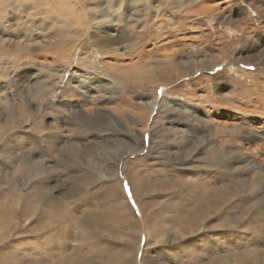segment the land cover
<instances>
[{"label": "rangeland", "instance_id": "rangeland-1", "mask_svg": "<svg viewBox=\"0 0 264 264\" xmlns=\"http://www.w3.org/2000/svg\"><path fill=\"white\" fill-rule=\"evenodd\" d=\"M78 1L82 9L70 10L65 0H0V128L8 127L22 102L38 110L18 118L11 139L23 154L50 165L47 180L37 185L51 197L49 203H10L11 211L0 192V236L7 233L0 264H201L192 256L219 253L230 261L236 252L246 253L239 264H264V230L253 229L263 228L257 215L264 213V201L242 188L253 175L247 157L228 141L234 134L241 143L250 137L248 151H259L264 169V0ZM85 17L93 33L119 30L125 39L114 52L92 42L86 51ZM172 53L174 60L165 59ZM163 62L187 67L179 89L180 80L154 81ZM123 71L130 73L123 77ZM38 80L53 86L45 97L50 105L42 104L39 89L26 95ZM178 102L199 117L180 110ZM41 125L48 133L44 139L36 130ZM229 151L238 153V167L222 160ZM16 154L18 149L0 153L2 182L13 174L21 181L19 158L13 156L12 165L6 161ZM222 170L235 172L227 179L229 186L238 183L229 205L234 209L190 233L189 223L184 228L177 220L183 223L197 204L199 176L210 174L215 183V172ZM179 181V192L187 194L169 206ZM225 220L234 223L224 227ZM55 231L63 242L44 247Z\"/></svg>", "mask_w": 264, "mask_h": 264}, {"label": "bare ground", "instance_id": "bare-ground-1", "mask_svg": "<svg viewBox=\"0 0 264 264\" xmlns=\"http://www.w3.org/2000/svg\"><path fill=\"white\" fill-rule=\"evenodd\" d=\"M141 1L142 0H132L131 2L134 5H138ZM72 4H73V6H72ZM79 4L80 3H79L78 0H65V2H64V6H66V8H68L70 10H74L75 8H78V7L81 8V6H79ZM84 13H85V16H86L87 13L86 12H84ZM108 16H110L109 13H107V17ZM85 20H86L85 21V28L86 29L83 32V36L84 37L82 36L81 40H85L86 41V46H85V50L86 51H88L90 49V46H91L90 43L92 42L93 45L96 46L98 50H105L106 49V50H110L111 52H114L115 51V47L114 46L119 44L122 41V39L123 38L125 39V37H126V34L123 33L124 31L122 32V31L118 30L117 34L113 35V34H111L113 32L108 31L107 28H100L98 30V33H93L92 31H90V22L87 20L86 17H85ZM233 40H236V39H233ZM85 41H84V43H85ZM88 42H89V44H88ZM233 42H236V41H233ZM232 43L230 42L229 44H232ZM174 57H175V55H174V53H172L169 56H165V59L169 60V59H173ZM114 58H117V60H118V57H114ZM222 58H224V57H222ZM247 59H251V58L248 57ZM201 65L203 66V64H201ZM201 65H199V66H201ZM215 66H213V67H215ZM204 68H206V67H203V69ZM212 68H209V69H212ZM183 69L184 68H183L181 62L179 64H177V66H175V65H173V66L170 65L169 66V64H165L163 62L162 65H161L160 71L154 76V81L162 80V81H164L166 83H169V80H170V84H171V83H173L175 81H178V80H180L182 78H186L189 75L188 71H187V67H186V70H183ZM198 70H200V69H198ZM242 70H243V73L246 74V75L249 73V71H246L244 69H242ZM129 73H130L129 71H123L121 73V75L123 77H126ZM189 73H190V71H189ZM173 79H175V80H173ZM172 80H173V82H171ZM62 81H63V79H62ZM180 82H181V80L178 83L175 84L178 89H179V85H180L179 83ZM36 89L41 90L40 93H41V100H42L41 102H42V104L43 105H50L51 100L49 101L48 99H45V97H47L49 94L53 93L52 84L51 85L42 86V82H40V80H38L36 83H34V84L29 86V90L26 92L27 93L26 95L27 96H31L33 93H35ZM68 89L70 91L73 90V88L70 87V86L68 87ZM122 93H124V92H122ZM6 101L4 103V107H5L4 111L6 110L7 112H9V109L7 107L8 103ZM18 106H19V108H17V107L13 108L12 112L10 113V121L8 122V127L0 128V153H4L5 151L9 152L10 149H18L19 155H17V154L16 155H10V156H8L6 158V161H7L8 164L12 165V163L14 164V161L12 160L13 156L14 157H18L19 159H15L14 158L15 161L17 160L15 163H20V165L22 167V174L20 175L21 176L20 178H22V179H20L21 181H19V180L16 181V177L17 176H15V174L12 175V178H9V179L5 178L6 180H4V182H2L0 180V192L3 195H5L4 198L6 199V201H5L6 207L9 210H11V211H14V208L11 206L10 203H15V202H19V201H21V202L23 201L24 202L25 200L27 202L29 199H33V200H37V202L42 204L44 202H48L49 203V201L51 200V197H49V195L45 192V189L42 186L37 185V184H43L47 180L48 176L46 177L45 175L49 174V171H50L49 166L50 165H48V163L46 161H43L42 159L33 160L31 158V156L28 157L25 154H23V152L19 150V148L21 147L20 144H18L19 148L17 146L13 147L12 139H13V137L15 138V134L16 133H14V132L11 133V129L13 130V127H14L13 125H16V123L18 122V118L20 117V120H21L22 118H24V116H27V118H29V116H28L29 114L36 115L38 113L37 112L38 110L36 112H34L33 110H30L31 106H29L27 104H24V102L20 103ZM177 107L180 110L184 111V112L185 111L193 112V114L195 115L196 118L199 117L197 111H194V110H192L190 108H187V107H183L180 102L177 103ZM93 109H94V107L91 108V109H88L86 111V113L84 112V114L87 117H89L88 114L90 112H92ZM210 109H212V108H210ZM210 109H209V111H211L210 112L211 115H209V116L213 119V113L212 112L214 111V109H212V110H210ZM101 112L105 113L107 111L103 110ZM34 121H35L36 124L38 123L37 119H34ZM36 130L38 132V138L42 137L41 139H44V138H46L48 136V133L44 130V127L42 125L38 126V128H36ZM203 131H204V129H203ZM203 131H202V133H203ZM43 132H45V135H43ZM11 137H12V139H11ZM36 137H37V133H36ZM230 137H232V138H231V140H228V141L233 142L234 145L236 146V148H238V150L242 151V155L247 157L246 160H247V163H248V170H251L252 175H253L251 177V181H252L251 184H249L247 187H245L246 181H244L241 184L242 188L247 190L246 192H248L250 194V196H253L251 194H254V192L257 193V196L259 197V204L262 205V203L264 201V169L261 168V165L263 164V159L256 158V155H258L257 152H259V151H255L256 150L255 148H253L250 151H248V149H250V148L247 147V144H250L249 142H251L250 137H249V139L245 140L244 143H241V142L238 141L237 138L239 136L236 137V134H234L233 136H230ZM218 141H219V144L221 146L224 145V143L221 142L222 139L218 140ZM223 142H226V138H225V140L223 139ZM44 145H46L48 149L51 148V143L49 141H46ZM58 150H60V149H58ZM236 153L237 152H235V151H229V152H227V153H225L223 155L222 160L229 162L234 167H238V161H236V158H235ZM244 156H243V158H244ZM254 156H255V159L252 160L251 158H253ZM140 160L143 161V158L140 159ZM253 161H256V165L253 164ZM244 162H246V161H244ZM215 163H217V158L215 160ZM256 168H257V170L255 172H253V170H255ZM11 171H13V169H11ZM138 172H140V171H138ZM234 174H235V172L226 173L223 170L220 173L215 172V177H216L215 178L216 179L215 183H214V181H213V183L209 182V180L212 178V177H210V174H209V177L199 176L198 180L202 181V183H200L201 186H197V191H198V196L199 197L197 196L196 189L195 188L193 189V192L195 193L198 202H197L196 205L193 206V208L191 210H189V211H187L185 213V217H184L183 223H181L179 220H177V222L182 224L184 228L186 227L184 224L185 223H189V228L187 227L186 229H188V231H190V233H194V232H196L198 230L204 229L205 225L207 223H211V219L213 217H215L217 215L225 214V213L231 211L230 210L231 208L234 209V206L231 207L229 205H230V201H232V198L237 195L236 186H237L238 183H232L233 186H229L231 184L229 182H227L228 181L227 179H233ZM133 177H134V175L132 176V179H134ZM225 177H227L226 178V184L224 182ZM36 180H39V181H36ZM15 182H17V183H15ZM35 184L37 185V189L32 187ZM118 185L120 186V182H118ZM176 187H177L176 190H175V188H172V189L170 188L171 189V191H170V195L171 196H169V201H170V205L169 206L173 205L174 203H176L178 201L180 202L181 198L184 199V196L187 194L186 193L187 191L186 192H179V191H183V187L184 186H183L182 182L179 181L178 185ZM15 189H17V192L15 193L16 196H15V194H14V196H12L11 193H13V191H15ZM140 204L142 205V203H140ZM42 206H40V207H42ZM249 206L244 211L247 215H249L251 213V210H252V205L250 207ZM142 209L144 211L143 207H142ZM122 212H123V214H124V216L126 218L127 224H132L131 222H134V220L133 219H131L132 221L129 220V217L125 213L126 210L124 209V210H122ZM259 214L260 215L259 216L257 215V217L259 218V221L261 222V227H263V228H260V229L253 228L254 231L258 232V233L264 230V223H262V220L264 221V213H263V211L260 210ZM26 219L28 220V218H26ZM159 221H160V215L157 214L156 219H155V223H158ZM135 222H137V221L135 220ZM12 223H13V220L10 219L9 225H7V226L9 228H11L12 227ZM49 223L51 224V222H49ZM49 223L47 222V224H49ZM229 223L231 225H233L234 221L232 222V220H225V222L222 225L224 227H226V226L229 227L228 226ZM30 226H28L27 229ZM49 226H52V225H49ZM212 226L213 227H218V224H212ZM2 229H4V226L1 227V230ZM44 229H46V228H44ZM38 230H39V228H38ZM40 230H41V228H40ZM51 231L53 232V230H51ZM57 231H55V233L52 236L50 235V237L45 238L44 245H43L44 247H46L45 246L46 244H48V246H49L54 240H55V242H56V240L58 241L59 245H57V247L60 246V241L63 242V240L61 239L62 235H60ZM27 232H29V231H27ZM140 232H141V229H140ZM141 233H140V235H141ZM160 233L163 234V230H160L159 234ZM159 237H162V236H159ZM5 238H7V233L1 234L0 242H1V240L5 239ZM41 244H43V242ZM50 247H51V245H50ZM54 248H56V247H53V249ZM41 250H39V252ZM44 252H46V251H44ZM41 253H43V252H41ZM203 256H206V253H202L200 255H193L191 260L200 261L202 259L203 261H202L201 264H239L238 262L247 261L246 258H245L246 257V253L241 254L239 252H236L234 256H231L230 261H228L227 258H223L225 256H222L219 253H217L214 256L209 257L207 259H203L204 258ZM248 258H249V256H248ZM250 260H251V258H250ZM24 261H27V260H24ZM27 262H25V263H27ZM13 264H14V262H13Z\"/></svg>", "mask_w": 264, "mask_h": 264}]
</instances>
